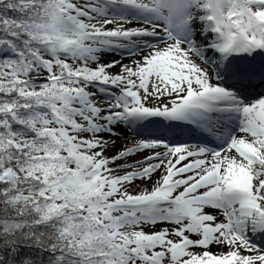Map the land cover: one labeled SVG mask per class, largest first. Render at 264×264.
I'll use <instances>...</instances> for the list:
<instances>
[{"label": "snow or ice", "instance_id": "obj_1", "mask_svg": "<svg viewBox=\"0 0 264 264\" xmlns=\"http://www.w3.org/2000/svg\"><path fill=\"white\" fill-rule=\"evenodd\" d=\"M0 264H264V0H0Z\"/></svg>", "mask_w": 264, "mask_h": 264}]
</instances>
